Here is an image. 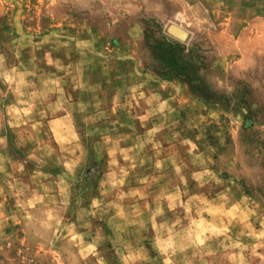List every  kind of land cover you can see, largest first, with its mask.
<instances>
[{"label": "rangeland", "instance_id": "1", "mask_svg": "<svg viewBox=\"0 0 264 264\" xmlns=\"http://www.w3.org/2000/svg\"><path fill=\"white\" fill-rule=\"evenodd\" d=\"M0 264H264V0H0Z\"/></svg>", "mask_w": 264, "mask_h": 264}, {"label": "crops", "instance_id": "2", "mask_svg": "<svg viewBox=\"0 0 264 264\" xmlns=\"http://www.w3.org/2000/svg\"><path fill=\"white\" fill-rule=\"evenodd\" d=\"M233 42L235 51L241 56V61L245 63L250 61L251 55L256 51L255 45H249L248 47H245V44L242 43L240 39L234 40ZM126 59V67L120 70V75L122 78L120 87H116V91H114L112 94V104L106 106L105 109L118 111L122 105L125 107V96H128V106L130 109L132 106H134L132 103H137V101H140V103H146L143 108L144 114L142 113L141 116H143L144 119L148 117L147 120H152V124L150 123V125L156 126L154 123L155 121L153 120L158 119L164 121L168 112L174 109L173 106L175 105V102H180L181 95L175 94L177 92H172L169 89H165L160 83L153 87L145 85L150 84L151 82L155 85V82L158 83L159 80L153 78L151 75L153 74L152 71L146 72L144 69L139 67L137 60H134V56H129V58L126 57ZM137 77L139 84L136 83ZM177 83L179 84V82ZM99 94H102V96L105 94L104 89L101 87ZM175 99L176 101H174ZM145 114L147 115L146 117Z\"/></svg>", "mask_w": 264, "mask_h": 264}]
</instances>
